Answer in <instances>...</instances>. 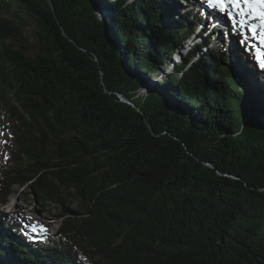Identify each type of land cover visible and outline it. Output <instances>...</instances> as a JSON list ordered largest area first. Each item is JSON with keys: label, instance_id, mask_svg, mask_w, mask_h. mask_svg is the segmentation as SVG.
<instances>
[{"label": "trees", "instance_id": "trees-1", "mask_svg": "<svg viewBox=\"0 0 264 264\" xmlns=\"http://www.w3.org/2000/svg\"><path fill=\"white\" fill-rule=\"evenodd\" d=\"M52 1L0 0V204L62 225L0 211V264H264V80L245 99L180 0Z\"/></svg>", "mask_w": 264, "mask_h": 264}, {"label": "rangeland", "instance_id": "rangeland-1", "mask_svg": "<svg viewBox=\"0 0 264 264\" xmlns=\"http://www.w3.org/2000/svg\"><path fill=\"white\" fill-rule=\"evenodd\" d=\"M181 1H183V2L185 1L184 3H186L187 5H189L188 3H194V4L203 3L202 0H181ZM98 3H99V0H98L97 4ZM205 7L207 8L206 5H205ZM99 8H98V11L101 13V9L103 10V8L102 7H99ZM210 15L213 17H217L220 20L223 19V23H226L225 26L228 27L229 30L233 26V25L228 26V23H229L228 18L222 16L221 14H215V13L211 12ZM21 16L28 17L25 13H21ZM203 20H204V18H203ZM214 20H216V19L214 18ZM212 25L213 24H208L206 21H204V25L203 24L200 25L199 29L200 30H202V28L207 29V30L209 29V31L212 34H215L213 36L216 37V40H220V42H222L224 44V47H227V46L229 47V45H228V42H230V41H228L229 36L227 35V37L224 38V36L218 34L220 31H216L214 27L212 28ZM211 28H212V30H211ZM31 29L36 30L37 28L35 25H33L31 27ZM207 30H206V32L209 33ZM234 35L236 36V34H234ZM29 40H30V43L33 47V50H30L29 54H34L35 51H37V49H38V43L31 36L29 37ZM203 41H204V38L201 40H198V42H203ZM235 44L241 50L242 57H243L245 63L247 62V64L244 66V69L246 68L245 70L248 71V73L249 72L251 73L252 79L253 80L256 79L257 84H259L261 81L264 80V71H263L264 69L261 70L262 68L259 66L256 58H255V60H250L248 58V55L246 54L247 50L243 49L242 43H240V44L238 43L237 38L235 39ZM219 45L220 46H218V47H221V43ZM212 47L213 48L216 47L215 49L218 48L217 45L212 46ZM248 47H250V44L247 46V48ZM254 53H255V51H254ZM227 55L229 57L228 52H227ZM228 65H229V68H230V71L232 73L233 78L237 81L239 86L242 88L244 95H245V99H247V97L250 96L247 93V92H249V91H247V89H251V91L256 93V91H254V88H255V90L258 89V85L253 84V86L250 87L251 81L249 79H248V82L246 81L247 80L246 74H248V73L245 72L244 74H241V76H242L241 80L243 78V81H241L239 79V76L237 75L235 68L233 67V64L228 63ZM252 71L254 72L255 77H254V75H252ZM248 75H250V74H248ZM0 140H1V136H0ZM6 166L10 167V166H12V164H10V163L7 164V157H6V153H5V148L0 145V178H1V174H3L5 172ZM9 198L11 200H15V205H13V207H11V203H10ZM9 198L7 200L8 205L3 206V207L0 205V211H5L6 213H12V214L19 215L24 220V222H26L27 226L30 227V229L32 230L35 237H39L42 234L47 233V231L50 235L56 234L60 230L62 223H61V220L58 219V216L60 214V208L58 206L51 204V203L47 204L46 206H42V205L36 203V198L32 195V193L29 190H25L24 188L21 189L18 186L14 187L12 189V194H11V197H9ZM41 226L44 229H46L47 231H42Z\"/></svg>", "mask_w": 264, "mask_h": 264}, {"label": "snow or ice", "instance_id": "snow-or-ice-1", "mask_svg": "<svg viewBox=\"0 0 264 264\" xmlns=\"http://www.w3.org/2000/svg\"><path fill=\"white\" fill-rule=\"evenodd\" d=\"M209 4L217 7L220 12H224L229 3H231L235 7H239L241 4L246 6L251 13V19L259 20L261 26H264V0H208ZM229 19L231 18V14L229 13ZM236 27V25H233ZM249 32L252 34L253 39H257L258 33L256 26L253 25L249 28ZM260 41H264V35L259 36ZM241 43H245V41L241 40ZM256 60L259 66L264 69V50L258 46L254 49ZM42 231H47L41 226Z\"/></svg>", "mask_w": 264, "mask_h": 264}, {"label": "bare ground", "instance_id": "bare-ground-1", "mask_svg": "<svg viewBox=\"0 0 264 264\" xmlns=\"http://www.w3.org/2000/svg\"><path fill=\"white\" fill-rule=\"evenodd\" d=\"M214 18L215 17H213V16L212 17L208 16L204 21H206L208 24H213L212 28L214 27L216 31H220L218 34L224 36V38H226L227 35L229 36V38H228V41H230V42H228L229 47L227 46L229 59L231 60V63L233 64V67L235 68L237 75L241 76V74H244L246 72V70L244 69V66L247 64V62L245 63V61L242 57L241 50L235 44V38L233 36L229 35V29H228V27L225 26L226 23H223V19L220 20L218 18H215L216 20H214ZM204 21H203V25H204ZM257 21H259V20H256L255 22H257ZM255 26L259 27L261 29H264V27L258 26V24H256V23H255ZM212 28H211V30H212ZM206 30L207 29H203V31H206ZM245 49L247 50V47ZM261 70H263V69H261ZM252 75H254V77H255V74L253 71H252ZM246 77H247V79H249L251 81L250 87L253 86V84L258 85L256 82V79L253 80L251 75L246 74ZM9 200L11 203V207H13V205H15V200H11L10 198H9Z\"/></svg>", "mask_w": 264, "mask_h": 264}, {"label": "water", "instance_id": "water-1", "mask_svg": "<svg viewBox=\"0 0 264 264\" xmlns=\"http://www.w3.org/2000/svg\"><path fill=\"white\" fill-rule=\"evenodd\" d=\"M47 1H48V3H49L50 9H51L53 15L55 16V18H57V15H56V9H55V6H54L53 1H52V0H47ZM97 12H98V13L100 14V16H102V17L108 16V13H107L106 11H104V10H101V13H100L98 10H97ZM62 31H63L64 36H65L66 38H68V39L70 40V42H72L73 44H75L76 46H78L77 43H76L73 39H71V38L69 37V35L67 34V32L64 30V28H62ZM119 97H120V99L122 100V102L127 103V104H130L132 107L135 108L134 104H132L128 99L124 98L123 96H119ZM137 110H138V109H137ZM138 111L141 112L140 110H138ZM220 175H222V174L220 173Z\"/></svg>", "mask_w": 264, "mask_h": 264}, {"label": "clouds", "instance_id": "clouds-1", "mask_svg": "<svg viewBox=\"0 0 264 264\" xmlns=\"http://www.w3.org/2000/svg\"><path fill=\"white\" fill-rule=\"evenodd\" d=\"M168 70H170V71H171V70H172V68H168Z\"/></svg>", "mask_w": 264, "mask_h": 264}]
</instances>
